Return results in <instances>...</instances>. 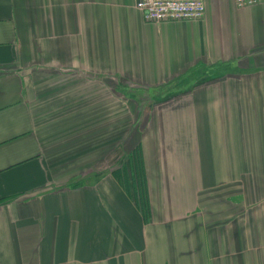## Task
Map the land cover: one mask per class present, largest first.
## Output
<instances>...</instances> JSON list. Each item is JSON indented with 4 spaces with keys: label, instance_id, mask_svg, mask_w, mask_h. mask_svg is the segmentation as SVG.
Listing matches in <instances>:
<instances>
[{
    "label": "crops",
    "instance_id": "crops-1",
    "mask_svg": "<svg viewBox=\"0 0 264 264\" xmlns=\"http://www.w3.org/2000/svg\"><path fill=\"white\" fill-rule=\"evenodd\" d=\"M136 1L0 0V264H264V1ZM136 150L147 214L101 167Z\"/></svg>",
    "mask_w": 264,
    "mask_h": 264
},
{
    "label": "built area",
    "instance_id": "built-area-1",
    "mask_svg": "<svg viewBox=\"0 0 264 264\" xmlns=\"http://www.w3.org/2000/svg\"><path fill=\"white\" fill-rule=\"evenodd\" d=\"M264 0H235L238 8L260 4ZM136 9L147 22L200 21L206 14L205 0H137Z\"/></svg>",
    "mask_w": 264,
    "mask_h": 264
},
{
    "label": "trees",
    "instance_id": "trees-1",
    "mask_svg": "<svg viewBox=\"0 0 264 264\" xmlns=\"http://www.w3.org/2000/svg\"><path fill=\"white\" fill-rule=\"evenodd\" d=\"M227 66V64H218L214 69H220ZM174 85L175 84L171 85V87ZM168 88L167 90L166 88L150 90L149 92H146V94L153 98H164L171 94V92H174V88L169 89L170 92L168 91ZM112 174L117 180L123 183L129 196L135 201L138 207L147 214L149 212V201L145 179V167L141 150L133 152L123 168H118Z\"/></svg>",
    "mask_w": 264,
    "mask_h": 264
},
{
    "label": "rangeland",
    "instance_id": "rangeland-1",
    "mask_svg": "<svg viewBox=\"0 0 264 264\" xmlns=\"http://www.w3.org/2000/svg\"><path fill=\"white\" fill-rule=\"evenodd\" d=\"M212 72H214V68H207V67L200 68L199 70L196 71L195 74H190L186 78H182L183 79L182 81L184 82L183 84L191 85V88H192L194 85L200 83L204 78L207 77V75H209ZM182 81H178L172 87L169 86L168 91H169V89L176 88L177 85H179ZM144 97L146 98L147 102H146V104L144 103V104H140V105H141L142 109L147 111L148 113H150L152 111V109H154L155 105H157L156 102L160 101V99H161V98H153V97L149 96L146 93H145L144 96L141 97L142 100L145 99ZM114 160H115L114 162H111V160H109V162L103 164V166H101L103 168V170L105 168L106 169L107 168L110 169L112 167L113 170L116 171L118 168H123V166L125 165L126 161L128 160V157L122 158L121 153L117 152V153H115ZM100 176L101 175H99V178H100ZM96 179H97V177H88L87 179L83 178L82 182H86V180L88 182L89 181H95Z\"/></svg>",
    "mask_w": 264,
    "mask_h": 264
}]
</instances>
